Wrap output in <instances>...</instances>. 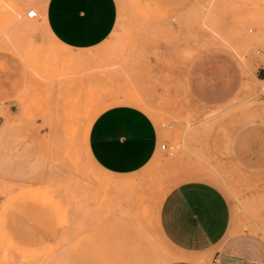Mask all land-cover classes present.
<instances>
[{"label":"rangeland","instance_id":"rangeland-1","mask_svg":"<svg viewBox=\"0 0 264 264\" xmlns=\"http://www.w3.org/2000/svg\"><path fill=\"white\" fill-rule=\"evenodd\" d=\"M19 1L0 5V154L21 172L0 174V264H171L176 253L161 235L160 206L173 187L193 180L218 186L239 230L257 225L264 210V0H115L114 31L81 52L53 42L41 12L26 17L37 11L33 0ZM204 54L207 64L195 66ZM127 98L142 103L161 142L143 169L116 176L88 160L81 136L92 117ZM110 181L125 189L107 187ZM135 220L150 249L136 245ZM23 229L41 240L23 238Z\"/></svg>","mask_w":264,"mask_h":264},{"label":"crops","instance_id":"crops-1","mask_svg":"<svg viewBox=\"0 0 264 264\" xmlns=\"http://www.w3.org/2000/svg\"><path fill=\"white\" fill-rule=\"evenodd\" d=\"M33 2L42 13L53 41L69 51L81 52L99 46L116 27L118 9L115 0ZM204 55V60L195 62V66L202 64L204 67L207 64L206 57L210 55ZM212 55L228 60L224 53ZM156 66H160L162 72L167 69L164 63ZM191 72L189 68V83L192 81ZM195 80L202 79L197 75ZM194 93L199 99L207 101L206 94L196 89ZM230 97L231 94L228 95ZM212 103L216 105L222 100ZM142 107L139 100L127 98L104 109L96 118L92 117L81 136L88 160L102 171L116 176L136 173L148 165L159 151L161 138L156 124ZM6 158L7 155L0 154V174L6 179H15L16 174L21 173L20 169L16 170L15 165L9 166L11 160ZM210 185L200 180L180 183L166 194L161 203L158 226L162 237L176 253V260L171 264H197L201 258L211 261L214 257L217 264H264V210L256 226L241 231L233 221L229 201L219 190L216 195L200 196L186 221L177 224L172 219L169 198L173 194L185 200L195 199L196 189ZM20 234L23 238L28 236L30 242L32 239L41 240L37 230L23 229Z\"/></svg>","mask_w":264,"mask_h":264},{"label":"bare ground","instance_id":"bare-ground-1","mask_svg":"<svg viewBox=\"0 0 264 264\" xmlns=\"http://www.w3.org/2000/svg\"><path fill=\"white\" fill-rule=\"evenodd\" d=\"M16 1H19V0H16ZM25 1V0H24ZM20 2V1H19ZM1 3H2V0H0V5H1ZM45 4V3H44ZM209 4H211V3H209ZM39 6V5H38ZM208 7V6H207ZM212 7V6H211ZM35 9L37 10L36 12H37V14H39V12H40V10L35 6ZM207 9V8H206ZM209 9H212V8H210L209 7ZM213 9H215V8H213ZM212 9V10H213ZM205 11V10H204ZM208 12H209V10H208ZM27 13V12H26ZM214 13V12H213ZM42 14V13H41ZM206 14H207V12H206ZM206 14H204V15H206ZM210 14V13H209ZM211 15V14H210ZM206 17V16H205ZM202 18V17H201ZM210 18V16H208V19ZM214 18V17H213ZM207 19V18H206ZM214 19H216V18H214ZM44 20V18H42V21ZM203 20H204V18H203ZM206 21V20H205ZM210 21H212V19L210 20L209 19V22ZM214 21V20H213ZM32 22H33V20H30V21H27L26 23H22L21 24V28L23 27L25 30L27 29V28H29L30 27V25L32 24ZM207 23H208V21H206ZM44 23H45V20H44ZM205 23V22H204ZM217 23H218V21H217ZM217 23L215 24V25H217ZM211 24V23H210ZM44 27V29H45V31L47 32V34H48V36H49V38H51L52 39V36L50 35V33H49V31H48V29H47V27H46V25L45 24H42ZM212 25L214 26V23L212 22ZM208 26H209V24H208ZM207 25H206V27H208ZM212 26V27H213ZM32 27H34V26H32ZM211 27V26H210ZM22 28V29H23ZM209 28V27H208ZM214 29H215V27H213ZM214 29H212L213 31H214ZM30 30H32L31 28H30ZM209 30H211V29H209ZM211 30V31H212ZM219 30V29H218ZM218 30H217V32H218ZM216 31V30H215ZM214 31V32H215ZM114 34V33H113ZM215 34V33H214ZM218 34L220 35V33L218 32ZM217 35V34H216ZM218 35V36H219ZM53 40V39H52ZM209 40H210V38H209ZM216 40V39H215ZM211 41V40H210ZM209 41V42H210ZM218 41V40H217ZM54 42V41H53ZM56 43V42H55ZM57 44V43H56ZM205 45V44H204ZM204 45L200 48V49H202L203 47H204ZM210 45V43L207 45V46H209ZM212 45V44H211ZM215 45V44H214ZM214 45H212V46H214ZM206 46V45H205ZM207 46L205 47V48H207ZM216 46H218V45H216ZM221 46V45H220ZM219 46V47H220ZM215 47V46H214ZM223 48V47H222ZM66 49V48H65ZM228 49V48H227ZM226 49V50H227ZM20 50V49H19ZM230 51V50H229ZM18 52V51H17ZM21 52V51H20ZM194 53L196 52V51H193ZM231 52V51H230ZM22 53H23V51H22ZM67 53V52H66ZM91 53V52H90ZM190 53H192V51L190 52ZM68 54V53H67ZM23 55V54H22ZM27 55V54H26ZM86 55V54H85ZM88 56V55H87ZM90 56H92V55H90ZM25 58V57H24ZM29 60V59H28ZM247 74V73H246ZM258 82L261 84V83H264L263 81H260V80H258ZM246 83V82H245ZM252 84V83H251ZM244 85V84H243ZM246 86H248V85H246ZM252 87H253V85H252ZM262 87H263V85H262ZM261 87V88H262ZM245 88V87H244ZM243 87H242V89H244ZM248 88H249V86H248ZM246 89V88H245ZM253 89H254V87H253ZM247 90V89H246ZM254 92V91H253ZM262 92V91H261ZM260 92V93H261ZM259 93V94H260ZM255 101V100H254ZM262 105V104H261ZM251 107H252V105H251ZM254 107V106H253ZM254 109V108H253ZM252 109V110H253ZM260 109V108H259ZM255 110V109H254ZM258 110V109H257ZM248 112V111H247ZM252 112V111H251ZM250 112V113H251ZM255 112H256V110H255ZM260 112V111H259ZM263 112V111H262ZM261 112V113H262ZM250 113H248V114H250ZM253 113V112H252ZM260 113V114H261ZM253 114H251V116H252ZM258 115V114H257ZM256 116V115H255ZM254 116V117H255ZM261 116V115H260ZM259 117V116H258ZM262 117H264V116H262ZM260 118V117H259ZM249 119H251V118H249ZM264 119V118H263ZM252 120V119H251ZM258 120V119H257ZM254 120H252V122H253ZM263 121V120H262ZM264 122V121H263ZM246 173V172H245ZM244 176L245 175H243V180H244ZM246 177V176H245ZM262 177V176H261ZM248 178V177H247ZM254 179V178H253ZM208 180V179H207ZM247 181V180H246ZM203 182V181H202ZM106 186L107 187H117V186H124V183L123 182H116V181H110V182H108V183H106ZM124 188V187H123ZM104 189V188H103ZM120 189V187L118 188V190ZM125 189V188H124ZM127 189V188H126ZM116 190V189H115ZM123 192V191H122ZM98 198V197H97ZM128 215H130L129 213H128ZM125 218V217H124ZM128 219V218H127ZM132 219V218H131ZM137 219V218H136ZM124 220V219H123ZM124 221H126V218H125V220ZM127 222V221H126ZM141 222H138L137 220H135V222H134V224H135V226H134V232H135V235H136V245L137 246H139L140 248H144V249H147V248H151V242H150V239H149V237H148V235H147V233H146V231H144V229H143V227H142V225L140 224ZM127 224V223H126ZM131 225V224H130ZM128 227H129V223H128ZM130 228V227H129ZM123 229V228H122ZM127 231V230H126ZM130 231V230H129ZM128 232V231H127ZM133 232V231H132ZM131 231H130V233H132ZM129 234V233H128ZM124 235V234H123ZM134 235V234H133ZM124 237V236H123ZM125 238H127V237H125ZM128 240H129V238H128ZM127 240V241H128ZM132 240V239H131ZM2 241V240H1ZM136 247V246H135ZM15 251V250H14ZM146 251V250H145ZM151 255V254H150ZM158 256V255H157ZM24 257V256H23ZM142 257V256H141ZM164 258H165V256H164ZM180 258V257H179ZM188 258V257H187ZM181 259V258H180ZM150 260V259H149ZM166 260V259H165ZM193 261H194V258L192 259ZM144 262V261H143ZM156 262V261H155ZM163 262V261H162ZM148 264H150L149 262H148ZM157 264H159V263H157Z\"/></svg>","mask_w":264,"mask_h":264},{"label":"snow or ice","instance_id":"snow-or-ice-1","mask_svg":"<svg viewBox=\"0 0 264 264\" xmlns=\"http://www.w3.org/2000/svg\"><path fill=\"white\" fill-rule=\"evenodd\" d=\"M205 183H208L207 181ZM214 189V190H213ZM219 191L218 186L212 184L208 188H198L195 191V199H182L178 194H173L170 197V202L172 205V219L180 224L186 221L190 213L195 209V205L199 200V197L202 195H216V192Z\"/></svg>","mask_w":264,"mask_h":264},{"label":"built area","instance_id":"built-area-1","mask_svg":"<svg viewBox=\"0 0 264 264\" xmlns=\"http://www.w3.org/2000/svg\"><path fill=\"white\" fill-rule=\"evenodd\" d=\"M26 17L28 19H36L38 17V14H37V12L34 9H30V10L27 11ZM164 148H165V146H162V149H164ZM210 264H217V258L214 257L212 259V261L210 262Z\"/></svg>","mask_w":264,"mask_h":264}]
</instances>
